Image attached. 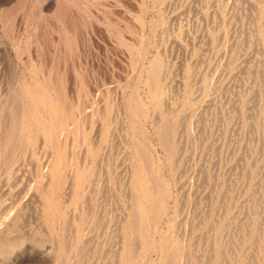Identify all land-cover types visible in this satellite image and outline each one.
<instances>
[{
  "label": "rangeland",
  "instance_id": "rangeland-1",
  "mask_svg": "<svg viewBox=\"0 0 264 264\" xmlns=\"http://www.w3.org/2000/svg\"><path fill=\"white\" fill-rule=\"evenodd\" d=\"M255 2L256 10L254 11L249 9L245 2L242 3L243 6L241 5L243 8L239 7L240 0H0V110H10L12 107L22 110L24 105L21 101L25 102L26 100L22 91L23 86L38 82L45 87L51 96L53 112L56 111L57 113V115H53L55 120L64 107L69 108L67 111L70 114L66 128L57 133L54 140L55 144L52 143L53 146L49 147V144L47 145L45 139L41 137L36 149L25 150L21 160V170L16 173L18 177L21 175L20 179L15 175L0 188V216L3 215L0 217V223H4L5 219L11 223V225L7 224L9 228L6 232L4 227L3 229L0 228V237L4 232L8 236L21 235L20 245H17V251L13 250L15 252L10 259L0 253V264H9L10 260L19 252L21 254H18L17 259H19L20 264H61V262L62 264H106L105 255L112 249L115 242L108 230H105L102 225L101 227L97 226L96 221L98 219L96 218L101 216V210L103 211V205L97 206V204L98 202L103 204L108 200L112 207L109 208V213L111 211L114 215L127 217L128 199L124 198V194L129 192V189L124 183L126 178L129 181L130 176H124L123 167L128 168V166L134 165L128 102L133 95L144 101L146 114L140 117V121L146 132L145 144L150 149V161L158 164L159 174L167 183L170 193L166 203V214L158 224V228H151L150 238L157 241L160 235L168 229V226L173 224L175 232L173 231L172 235L174 239L181 241L188 246L187 249L189 248L186 251L188 253H185L187 257L184 255V264H204L205 261L203 262L200 258L203 255H206L207 261L213 263L216 258L215 243L217 241L225 246L221 248L223 252L228 254V257L223 258L224 260L222 259L220 264H245L249 258L254 264H264V233H262L264 229L261 235H258L260 239L256 242L257 245L252 243L253 240L244 242L246 239H250L252 220L264 222V161H262L264 160V110L255 111L257 114L255 113L254 117H257L258 124H254L255 118L247 117L243 108L236 107V109L239 108L238 110L233 108L239 95L253 94L258 89V84H254L251 79L253 74L247 76L242 74L244 76L240 79L237 76L241 74L236 73L239 72V67L243 61L249 60L250 66H255L260 54L264 57V54L260 53V50L264 53L261 49L264 47V15H259L258 12L259 8L264 14V1L255 0ZM255 13L258 14L255 15ZM250 14L251 16L254 14V18L259 15V28L257 25L253 27L249 20ZM62 36L63 38H61ZM157 55L162 56L165 73H167L166 76L164 75L166 88L163 95V109L166 110L167 108L168 110L170 104H173L179 106L178 108L183 112L182 117L178 118L180 129L177 131V139L180 138L181 146L172 162L168 160L169 153L165 147L160 145L157 137V124L162 120L164 110L158 107L152 99L147 83L146 68ZM230 61L234 64H230ZM188 67L194 71L195 75L190 78L189 87L186 88V78L183 73ZM210 82L213 87L210 86ZM188 90L192 99L197 103L194 107L185 103ZM236 93L238 94L237 97ZM44 112L46 115H50L52 110L49 114L46 110ZM104 117L111 121V128L115 130L114 141L116 142L111 150L107 147L109 156H104L109 161L100 159L105 146L99 141V136H101L104 128ZM260 117L262 118L260 119ZM168 118L171 122L177 118V115L172 112ZM261 124L263 125L261 126ZM186 129H189L187 133ZM97 137L98 139H96ZM92 145L99 148L100 153L96 159L97 167H100L99 170L103 173L101 174L99 171L98 175L93 176L91 184H87L83 191V193L89 194H84V196H88L87 198L91 203H81V201L77 204L71 203L72 194L75 190L66 187V192H70L65 193V190L62 192V209L67 211V220L68 218L69 220L65 219V221L60 218L56 224L58 233H51L45 217L43 220V212L42 215H39L42 219L40 223L34 221L35 216L33 215H36V212L41 213L42 205L39 203L41 197L40 192L35 189L32 191L29 185L32 184L33 187L34 183L31 182H34L37 174L61 149L66 152L68 162L66 174L71 173L72 166L69 167L73 161L79 165L81 162L82 165L91 164V160L94 161L93 156L88 154H90ZM26 158L31 159L28 162ZM88 158H90L89 161ZM104 162L107 165L103 164L102 166L100 163ZM153 163L151 164L153 165ZM104 167L105 169H103ZM22 184H25L24 187ZM98 188L101 189V195L96 201ZM19 193L20 197H18ZM31 193H36L37 197H33ZM216 194L217 196H214ZM30 197L37 198V202L32 200L35 203L33 207L30 206ZM232 200H234L233 204ZM79 203L81 206L77 207ZM121 203L122 205H120ZM189 203L191 204L189 205ZM216 204L220 207H216ZM21 208L27 211H24L22 216ZM31 211H34L33 215L32 213L29 214ZM83 211H87V213ZM197 219L199 220L196 221ZM222 219H225L223 220L225 222H223L224 227L219 235L217 229ZM250 220L251 223H249ZM203 224L208 226V231L196 236V227L203 226ZM241 224L243 225L241 226ZM80 226L85 228L82 238L78 236ZM46 231L48 232L46 233ZM194 239L196 240L194 241ZM84 240L89 244L92 243L89 245L90 248L85 251L82 250ZM98 242H101V245ZM194 242L196 245H193ZM139 245V251L136 253L137 259L143 260L146 264L159 261L161 257L159 250L151 249L144 252L142 251V243L139 242ZM195 251L201 256L194 258L192 255ZM98 252L103 256L98 257L100 255ZM44 254L47 257H41ZM139 255H141L140 258H138ZM47 258L52 262H48Z\"/></svg>",
  "mask_w": 264,
  "mask_h": 264
},
{
  "label": "bare ground",
  "instance_id": "bare-ground-1",
  "mask_svg": "<svg viewBox=\"0 0 264 264\" xmlns=\"http://www.w3.org/2000/svg\"><path fill=\"white\" fill-rule=\"evenodd\" d=\"M237 1V0H236ZM260 1V0H258ZM264 1V0H263ZM220 2V1H219ZM245 2L246 4H248L249 9L251 10H256V2L255 0H240V4L239 7L243 8L242 3ZM156 3V2H155ZM239 3V2H237ZM216 4V3H214ZM220 4V3H219ZM224 4V3H223ZM67 5V4H65ZM136 5V4H135ZM212 5V4H211ZM236 5V4H235ZM242 5V6H241ZM164 6V5H163ZM167 6V5H166ZM216 6V5H215ZM237 6V5H236ZM129 7V6H128ZM187 7V5H186ZM215 8V7H214ZM216 9V8H215ZM238 9V7H237ZM248 9V10H249ZM67 10V9H66ZM152 10V9H151ZM186 10V9H185ZM188 10V9H187ZM217 10V9H216ZM69 11V10H68ZM181 11V10H180ZM213 11V9H212ZM60 12V10H59ZM58 12V13H59ZM257 12V11H256ZM258 12L259 15H264L263 11H260L258 8ZM57 13V15H58ZM66 13V11H65ZM179 13V12H178ZM218 13V12H216ZM243 13V12H242ZM254 13V12H253ZM204 14V13H203ZM212 14V12H211ZM210 14V15H211ZM225 14V13H224ZM258 14V13H257ZM255 13V15H257ZM67 15V13H66ZM245 15H247V13H245ZM254 15V14H253ZM249 16V20L250 22L253 24V27H255L254 25H257V27L259 28V15L257 16V18H254V16ZM68 16V15H67ZM177 16V15H176ZM185 16V15H184ZM202 16V15H201ZM218 16V15H217ZM54 17V16H53ZM71 17V16H70ZM191 17V16H190ZM219 17V16H218ZM256 17V16H255ZM114 18V17H113ZM112 18V19H113ZM221 18V16H220ZM238 18V17H237ZM264 18V16H263ZM178 19V18H177ZM210 19V18H209ZM62 20V19H61ZM227 20V19H226ZM176 21V20H175ZM178 21V20H177ZM176 21V22H177ZM217 21V20H216ZM160 22V21H159ZM172 22V21H171ZM185 22V21H184ZM209 22V21H208ZM241 22V21H239ZM50 23V22H49ZM139 24V23H138ZM175 24V22H174ZM210 24V23H208ZM246 24V23H245ZM249 24V25H252ZM131 25V24H130ZM178 25V24H177ZM239 25V24H238ZM216 26V25H215ZM220 26V25H219ZM262 26V24H261ZM260 26V27H261ZM185 27V26H184ZM191 27V26H190ZM193 27V26H192ZM241 27V26H240ZM194 28V27H193ZM263 28V26H262ZM78 29V28H77ZM121 29V28H120ZM134 29V28H133ZM182 29V28H181ZM237 29V28H236ZM41 30V29H40ZM145 30V29H144ZM170 31V30H169ZM185 31V30H184ZM254 31V30H253ZM80 32V31H79ZM146 32V31H145ZM164 32V31H163ZM206 32V31H205ZM223 32V30H222ZM184 33V32H183ZM239 35V34H238ZM50 36V35H49ZM209 36V35H208ZM218 36V35H217ZM221 36V35H220ZM184 37V36H183ZM63 38V36L61 37ZM67 38V37H66ZM65 39V38H64ZM221 39V38H220ZM257 39V38H256ZM63 40V39H62ZM72 40V39H71ZM206 40V39H204ZM211 40V39H210ZM241 40V39H240ZM61 41V40H60ZM216 41V40H215ZM236 41V40H235ZM249 41V40H248ZM252 41V40H251ZM65 44L67 45L66 41L64 40ZM72 42V41H71ZM206 42V41H205ZM208 42V41H207ZM218 42V41H217ZM241 42V41H240ZM254 42V41H253ZM73 43V42H72ZM235 43V42H234ZM242 43V42H241ZM250 43V41H249ZM255 43V42H254ZM215 44V43H214ZM257 44V43H256ZM193 45V44H192ZM210 45V44H208ZM218 45V44H217ZM239 45V44H238ZM211 46V45H210ZM209 46V47H210ZM216 46V45H215ZM247 46V43H246ZM193 47V46H192ZM204 47V46H203ZM239 47V46H238ZM263 47V46H262ZM59 48V47H58ZM74 48V47H73ZM142 48V47H141ZM180 48V47H179ZM207 48V47H205ZM236 48V47H235ZM253 48V47H252ZM66 49V48H65ZM183 49V48H182ZM185 49V48H184ZM245 49V48H244ZM264 51V47L261 48ZM59 50V49H57ZM141 50V49H140ZM176 50V49H175ZM242 50V49H241ZM47 51V50H46ZM62 51V50H61ZM68 51V50H67ZM73 51V50H72ZM163 51V50H162ZM183 51V50H182ZM181 51V52H182ZM206 51V50H205ZM251 51V50H249ZM257 51V50H256ZM59 52V51H58ZM202 52V51H201ZM239 52V51H238ZM254 52V51H253ZM183 53V52H182ZM196 53V52H195ZM203 53V52H202ZM260 53L264 54L263 52ZM201 54V53H200ZM194 55V54H193ZM241 55V54H240ZM140 57V56H139ZM245 57V56H244ZM248 57V56H247ZM260 58L257 60L256 65L255 66H250V63L248 61H243L242 65L239 67V74H246V76L248 74H253V78L252 81H254V84H258V89L255 93H247V94H243V95H239V97L237 98V102L236 105L233 107L236 109V107H240L243 108L244 113L246 114L247 117L250 118H255V111L256 110H264V57L259 56ZM262 57V58H261ZM204 58V57H203ZM217 58V57H216ZM249 58V57H248ZM167 59V58H166ZM194 59V58H193ZM252 59V58H251ZM250 59V60H251ZM172 61V60H171ZM170 61V62H171ZM195 61V60H194ZM234 61V60H233ZM242 61V59H241ZM198 62V61H197ZM255 62V61H254ZM120 63V62H119ZM216 63V62H215ZM60 64V63H59ZM166 64V63H165ZM230 64H234L233 62L230 61ZM239 64V63H238ZM68 65V64H67ZM233 66H237V65H233ZM165 65H164V60L162 58L161 55H157L148 65V67L146 68V74H147V83L149 86V94L151 95L152 99L154 100V102L156 103V105L158 107H160L162 110H164V115L162 120L160 121V123H158L157 121V137L159 140L160 145H162L163 147H165L169 153V161H173L175 154L178 153V150L180 149L181 143L179 142V139H177V131L179 128V119L182 117V110L179 109L176 106H174L173 104H170V106L168 107V110L166 108L163 109V95H164V89L166 88L164 85V75L167 73H165ZM209 67V66H208ZM242 67V68H241ZM214 68V67H213ZM226 68V67H225ZM221 69V68H220ZM237 69V68H236ZM185 70V69H184ZM183 70V71H184ZM213 71V70H212ZM134 72V71H133ZM214 72V71H213ZM233 73V72H232ZM197 74V72H196ZM234 74V73H233ZM55 75V74H54ZM165 75V76H166ZM184 77L186 78V88H188V83L190 78L195 75L194 71L188 67L184 73H183ZM236 75V74H235ZM239 75L237 77H239L241 79V77L243 78L244 75ZM72 76V75H71ZM146 76V75H145ZM182 76V75H181ZM41 77V75H40ZM86 77V76H85ZM219 77V76H218ZM249 77V76H248ZM255 77V78H254ZM215 78V77H214ZM77 79V78H76ZM134 79V78H133ZM145 79V78H144ZM203 79V78H202ZM201 79V80H202ZM236 79V78H235ZM54 80V79H53ZM238 80V78L236 79ZM210 81V80H209ZM248 81V80H247ZM191 82V81H190ZM229 82V81H228ZM250 82V81H249ZM248 82V83H249ZM169 83V82H167ZM243 83V82H242ZM146 84V83H145ZM244 84V83H243ZM242 84V85H243ZM252 84V83H251ZM250 84V87H251ZM256 84V85H257ZM32 85V86H31ZM211 82H210V86H211ZM241 85V84H240ZM147 86V85H146ZM188 86V87H187ZM209 86V85H208ZM169 87V86H168ZM213 87V86H211ZM210 87V88H211ZM247 87V86H246ZM68 88V87H67ZM181 88V87H180ZM243 88V87H242ZM32 89V91H31ZM236 89V88H235ZM251 89V88H250ZM69 90V89H68ZM196 90V89H195ZM209 90V89H207ZM253 90V89H252ZM24 97H25V102L21 101L23 103V109H18V108H10V110H0V188L2 186H4L11 178L15 177L16 173H18L20 169V166L22 167V158H23V154L25 152L26 149H36V145L39 143V141L41 140V137H43L45 139V142L47 143V145L49 144L50 146H53L52 143L55 144V139L57 136V133H59L62 129H65L67 124H68V120H70V114L69 111H67V107H64V109L62 110V112H59V115L56 117L57 119L55 120V118L53 117V115H57L56 111L53 112V103H52V99L51 96H49V94L47 93L46 89L44 86H42L41 83L38 82H33L30 85H25L22 88ZM126 91V90H125ZM247 91V90H246ZM18 92V91H17ZM222 92V91H221ZM251 92V91H250ZM2 93V92H1ZM52 93V92H51ZM146 93V92H145ZM179 93V92H178ZM200 93V92H199ZM213 93V92H212ZM216 93V91H215ZM75 94V93H74ZM204 94V93H203ZM217 94V93H216ZM237 94V93H236ZM208 95V94H207ZM238 96V94L236 95V97ZM126 97V96H125ZM215 97V96H214ZM115 98V97H114ZM211 98V97H210ZM55 99V98H54ZM76 99V98H75ZM195 99V98H194ZM208 99V98H207ZM214 99V98H213ZM66 100V99H65ZM6 101V100H5ZM203 101V100H202ZM208 101V100H207ZM217 101V100H216ZM234 101V99H233ZM111 102V101H110ZM129 102V110H130V120H129V127H130V134H131V141L133 143V149H134V154H133V166H128L127 167H123V174L125 177H129L130 179L129 181H127L126 178V182L124 183V185L127 187V189H129V192H125L124 194V198L128 199V214L127 217H123V216H119V215H114L111 213H109V208L111 207V202H108V200L105 201V203H100L98 202L97 206H102L103 207V211L102 215L99 217H97L96 219H98L97 222V226L102 225L103 228H105V230H108L111 234L112 239L114 240L115 244H113L114 246L112 247V249H110V251L107 252V254L105 255V259H106V264H146L144 263V261L142 262L141 260L137 259L136 257V253L139 251V242L142 243V251L144 252H148L151 249H155V250H159L160 252V259L158 262L155 263H149V264H184V255L186 253V251L189 249H187V245L183 244L181 241L179 240H175L174 236L172 235L173 231H174V225L171 224L168 226V229L160 235V238H158L157 241H153L150 238V230L151 228H158V224L160 223V221L162 220V218L165 216L166 211H167V207H166V203L168 200V197L170 195L169 193V188L167 183L161 178L160 174H159V168L157 169L158 164L157 163H153L150 161L151 158V153H150V149L147 147V144H145V140H146V132L144 130V126H142V123L140 121V117L141 116H145L146 114V108H145V104L144 101L140 98L137 97L135 95L131 96L128 100ZM172 102V101H171ZM177 102V101H176ZM204 102V101H203ZM213 102V101H212ZM81 103V102H80ZM88 103V102H87ZM185 103L188 104L190 107H194L197 105L196 101H194L191 97V94L189 92V90L187 91V95L185 97ZM205 103V102H204ZM209 103V102H207ZM225 103V102H224ZM18 104H20L18 102ZM206 104V103H205ZM217 104V103H216ZM1 105V104H0ZM234 105V103H233ZM26 106V107H25ZM119 106V105H118ZM165 106V105H164ZM114 107V106H113ZM117 107V106H116ZM201 107V105H200ZM203 107V106H202ZM211 107V106H210ZM209 107V108H210ZM188 108V107H187ZM118 109V108H117ZM120 109V108H119ZM157 109V108H155ZM186 109V108H185ZM239 109V108H238ZM236 109V110H238ZM44 110L49 112L52 110L53 114H51L52 112H50V115H46V113L44 112ZM61 110V109H60ZM199 108L197 109L198 112ZM201 110V109H200ZM203 110V109H202ZM218 110V109H217ZM231 110V109H230ZM123 111V110H122ZM194 111V110H193ZM208 111V110H207ZM221 111V110H220ZM87 112V111H86ZM175 113L177 115V118H175V120L173 121H169V114L170 113ZM45 113V115H44ZM90 113V112H89ZM95 113V112H94ZM157 113V112H156ZM212 113V112H211ZM87 114V113H86ZM124 114V113H123ZM122 114V115H123ZM189 114V113H188ZM240 114V113H238ZM237 114V115H238ZM257 114V113H256ZM197 115V114H196ZM96 116V115H95ZM111 116V115H110ZM114 116V115H112ZM158 116V115H157ZM187 116V114H186ZM222 116V115H220ZM227 116V115H226ZM261 116V114H260ZM235 117V116H234ZM83 118V117H82ZM241 118V117H240ZM257 118V117H256ZM255 118V122H253L254 124H256L258 121V119ZM262 117H260L261 119ZM54 119V120H53ZM95 119V118H93ZM118 119V118H117ZM178 119V120H176ZM98 120V119H97ZM242 120V119H241ZM240 120V121H241ZM186 121V120H185ZM247 121V118H246ZM250 121V120H249ZM248 121V122H249ZM88 123V122H87ZM122 123V122H121ZM181 123H185V122H181ZM240 123V122H239ZM73 124V123H72ZM80 124V123H79ZM254 124H252L254 126ZM258 124V123H257ZM260 124V123H259ZM238 125V123H237ZM241 125V124H240ZM263 124H261L262 126ZM97 126V125H96ZM114 126V124H113ZM185 126V124H184ZM251 126V125H250ZM260 126V129H261ZM112 127V123L110 120H108V118L104 117V128H103V132L101 134V136H99V141L102 142V144H104V148H103V155L100 159H104L105 161H109L108 159H105L108 155L109 150H111V148H113L114 143L116 141H114V136H115V130ZM191 127V126H190ZM183 128V127H182ZM246 128V126H245ZM254 128V127H253ZM252 128V129H253ZM81 129V128H80ZM185 129V128H184ZM202 129V128H201ZM255 129V128H254ZM72 130V129H71ZM99 130V128H98ZM97 130V132H98ZM153 130V129H152ZM248 130V129H247ZM66 131V130H65ZM64 131V132H65ZM189 131V129H186V133ZM256 131V130H255ZM69 132V131H68ZM185 132V131H183ZM238 132V131H237ZM262 132V131H261ZM96 133V132H95ZM63 134V133H62ZM99 134V133H98ZM123 134V133H122ZM185 134V133H184ZM238 134V133H237ZM64 135V134H63ZM118 135V134H117ZM129 135V134H128ZM180 135V134H179ZM204 135V134H203ZM233 135V134H232ZM253 135V134H252ZM248 136V135H247ZM255 138V137H254ZM95 139V138H94ZM98 139V137L96 138ZM195 140V139H194ZM205 140V139H204ZM232 140V139H231ZM247 140V139H246ZM256 140V139H254ZM65 141V140H64ZM120 141V140H119ZM263 141V140H262ZM95 142V140H94ZM118 142V141H117ZM62 143V141H61ZM60 143V144H61ZM97 143V142H96ZM121 143V142H120ZM184 143V142H183ZM94 144V143H93ZM117 144V143H116ZM115 144V147H116ZM119 144V142H118ZM185 144V143H184ZM183 144V145H184ZM260 144V143H259ZM83 145V144H82ZM121 145V144H119ZM182 145V146H183ZM210 145V144H208ZM212 145V144H211ZM261 145V144H260ZM93 146V145H92ZM158 146V145H157ZM214 146V145H213ZM264 146V145H263ZM35 147V148H34ZM45 147V145H44ZM69 147V146H68ZM97 146L94 145L91 148V151L89 152L91 155L93 156V162L91 160V164L81 165L77 164L75 161H73V163L70 165L69 168H71L72 166V170L70 171V174H66V170L68 168V162L66 159V152L64 149H61L60 151H57L56 154H54V157L52 159H50L51 161L47 162V165L45 166V164L43 163L44 168L42 169V171L40 173L37 174L36 179H34V183L33 187L32 184L31 186L26 183V181H24L27 185H29V187H31L32 191L37 190L38 192H40V204L42 205L41 208V213L36 212V215H33V212L31 211L29 214L32 213L34 217V221L35 223H40V221L42 220L40 218V214L42 215L43 212V220L44 217L47 221V224L49 225V232L51 231V233H56V224L58 222V220L61 219H66L67 220V211L64 209H62V192L65 190V193L67 188L68 189H73L75 190V192L72 194V200L71 203L77 204L79 201L82 202H88L89 204L91 202H89V198H87L88 196H84L87 195L88 193H83V191L86 188L87 184H91L92 181V177L96 176V174H99V169L100 167H97V157L99 156V148H96ZM109 150H108V148ZM129 147V146H128ZM39 148V147H38ZM107 148V151H106ZM121 148V147H120ZM119 148V149H120ZM45 149V148H44ZM48 149V148H47ZM50 149V148H49ZM183 149V148H182ZM211 149V147H210ZM252 149V148H251ZM263 149V148H261ZM116 150V149H115ZM128 150V149H127ZM200 150V149H199ZM242 150V149H241ZM244 150V149H243ZM30 151V150H29ZM38 151V150H37ZM106 151V152H105ZM121 151V150H120ZM190 151V150H189ZM216 151V149H215ZM39 152V151H38ZM44 152V151H43ZM129 152V151H127ZM126 152V153H127ZM193 152V151H192ZM249 152V151H248ZM50 153V152H49ZM116 153V152H115ZM180 153V152H179ZM182 153V151H181ZM232 153V152H231ZM263 153V152H262ZM260 153V154H262ZM28 154V153H27ZM47 154V152H46ZM102 154V153H101ZM124 154V153H123ZM161 154V153H160ZM190 154V153H189ZM115 155V154H114ZM119 155V154H118ZM179 155V154H178ZM198 155V154H197ZM238 155V154H237ZM257 155V154H256ZM42 156V155H41ZM47 156L49 157V155L47 154ZM78 156V155H77ZM101 156V155H100ZM106 156V157H104ZM203 156V155H202ZM240 156V155H238ZM69 157V156H68ZM83 157V155H82ZM89 157V156H88ZM126 157V156H125ZM189 157V156H188ZM257 157V156H256ZM28 158V157H27ZM26 158V159H27ZM120 158V157H119ZM127 158V157H126ZM125 158V159H126ZM258 158V157H257ZM31 159V158H30ZM30 159H27L28 162L30 161ZM83 159V158H82ZM90 158H88L87 160L89 161ZM111 159V158H110ZM177 159V158H175ZM197 159V158H196ZM238 159V158H237ZM244 159V158H242ZM254 159V157H253ZM252 159V160H253ZM26 160V161H27ZM34 160V159H33ZM47 160V159H45ZM49 160V159H48ZM178 160V159H177ZM255 160V159H254ZM259 160V159H258ZM40 161V160H39ZM43 161V160H42ZM83 161V160H82ZM124 161V160H123ZM176 161V160H175ZM185 161V160H184ZM264 161V160H262ZM125 162V161H124ZM178 162V161H177ZM245 162V161H244ZM255 162V161H254ZM25 163V162H24ZM46 163V162H45ZM80 163V162H79ZM88 163V162H86ZM109 163V162H108ZM127 163V161H126ZM153 163V165L151 164ZM224 163V162H223ZM256 163V162H255ZM31 164V163H30ZM35 164V163H34ZM102 166L104 163H100ZM99 164V165H100ZM111 164V163H109ZM122 164V163H121ZM125 164V163H124ZM129 164V163H128ZM172 164V163H171ZM183 165V163H181ZM199 164V163H198ZM238 164V163H237ZM240 164V163H239ZM252 164H254L252 162ZM263 164V163H262ZM107 165V164H105ZM168 165V164H167ZM177 165V164H176ZM201 165V164H200ZM204 165V164H203ZM33 166V165H32ZM121 166V165H120ZM126 166V165H125ZM253 166V165H252ZM204 167V166H203ZM229 167V166H228ZM258 167V166H257ZM106 168H108L106 166ZM181 168V167H180ZM200 168V167H199ZM25 169V168H24ZM102 169V168H101ZM105 169V167L103 168ZM102 169V170H103ZM198 169V168H197ZM34 170V169H33ZM180 170V169H179ZM257 170V169H256ZM113 171V170H112ZM202 171V170H201ZM108 172V171H107ZM122 172V171H121ZM179 172V171H178ZM205 172V171H204ZM100 173L102 174L103 172L100 171ZM202 173V172H201ZM119 174V172H118ZM167 174V173H166ZM220 174V173H219ZM255 174V173H254ZM24 175V174H23ZM116 175V174H115ZM120 175V174H119ZM207 175V174H206ZM244 175V174H243ZM256 175V174H255ZM18 177V175H16ZM21 176V175H20ZM19 176V177H20ZM29 176V173H28ZM104 176V175H102ZM101 176V177H102ZM122 176V175H121ZM203 176V175H202ZM205 176V173H204ZM16 177V178H17ZM18 177V178H19ZM31 177V175H30ZM29 177V178H30ZM118 177V176H117ZM20 179V178H19ZM115 179V178H114ZM117 179V178H116ZM115 179V180H116ZM121 179V178H120ZM261 179V178H260ZM103 180V177H102ZM106 180V177H105ZM226 180V179H225ZM224 180V181H225ZM258 180V179H257ZM13 181V180H12ZM32 181V180H31ZM107 181V180H106ZM184 181V180H183ZM223 181V182H224ZM260 181V180H259ZM23 182V183H24ZM109 182V181H108ZM204 182V181H203ZM235 182V181H234ZM13 183V182H11ZM15 183V182H14ZM95 183V182H92ZM97 183V182H96ZM117 183V182H116ZM219 183V181H218ZM226 183V182H225ZM230 183V182H229ZM256 183V182H255ZM118 184V183H117ZM222 184V183H221ZM227 184V183H226ZM263 184V182H262ZM22 184V187H24ZM26 185V187H28ZM67 185V186H66ZM123 185V186H124ZM260 185V184H259ZM118 186V185H117ZM219 186V185H218ZM227 186V185H226ZM253 186V185H252ZM25 187V188H26ZM67 187V188H66ZM24 188V189H25ZM107 188V187H106ZM112 188V187H111ZM229 188V187H228ZM254 188V187H253ZM258 188V187H257ZM29 189V188H26ZM109 189V188H108ZM113 189V188H112ZM212 189V188H211ZM227 189V188H226ZM6 190V189H5ZM89 190V188H88ZM91 190V189H90ZM105 190V189H104ZM107 190V189H106ZM111 190V189H110ZM109 190V191H110ZM114 190V189H113ZM213 190V189H212ZM211 190V191H212ZM217 190V189H216ZM230 190V189H229ZM254 190V189H253ZM252 190V191H253ZM25 191V190H24ZM36 191V192H37ZM101 189L98 188V194L96 195L95 199L97 201V198L101 195ZM112 191V190H111ZM125 191V190H124ZM193 191V190H192ZM209 191V188H208ZM237 191V190H236ZM258 191V190H257ZM261 191V190H260ZM16 192V191H14ZM26 192V191H25ZM70 192V191H69ZM68 192V193H69ZM87 192V190H86ZM115 192V191H114ZM113 192V193H114ZM7 193V192H6ZM21 193V192H20ZM20 193L19 196L20 197ZM29 193V192H28ZM34 193V192H33ZM124 193V192H123ZM122 193V194H123ZM211 193V192H210ZM250 193V192H249ZM254 193V192H252ZM260 193V192H259ZM32 194V193H31ZM36 194V193H35ZM32 194L33 197L37 195ZM117 194V193H115ZM128 194V195H127ZM208 194V193H207ZM27 195V194H26ZM69 195V194H67ZM89 195V194H88ZM107 195V194H106ZM111 195V194H110ZM210 195V194H209ZM66 196V195H64ZM108 196V195H107ZM115 196V195H114ZM214 196H217L214 195ZM220 196V194H219ZM259 196V195H258ZM11 197V196H10ZM17 197V198H18ZM25 197V196H24ZM31 198V204L30 206L33 207V205L35 204L34 201L37 202V198ZM104 197V196H103ZM117 197V196H116ZM250 197H251V193H250ZM222 198V197H220ZM224 198V197H223ZM103 199V198H101ZM252 199V198H251ZM10 200V199H9ZM8 200V202H10ZM16 200V199H13ZM12 200V201H13ZM27 200V199H26ZM34 200V201H32ZM111 200V199H110ZM125 200V199H124ZM224 200V199H223ZM258 200V198H257ZM262 200V199H261ZM66 201V199H65ZM68 201V200H67ZM112 201V200H111ZM234 200H232V204ZM251 201V200H250ZM15 202V201H14ZM242 202V201H241ZM254 202V201H253ZM19 203V202H18ZM97 203V202H96ZM8 204V203H7ZM29 204V203H28ZM88 204V205H89ZM191 203H189L190 205ZM219 204V203H218ZM253 204V203H252ZM261 204V203H260ZM23 205V204H21ZM27 205V204H26ZM122 205V203L120 204ZM193 205V204H192ZM262 205V204H261ZM16 206V205H15ZM29 206V205H27ZM35 206V205H34ZM73 206V205H72ZM81 206L80 203L77 207ZM94 206V205H93ZM118 206V205H116ZM216 207H218L219 205H215ZM230 206V205H229ZM13 207V206H12ZM64 207V206H63ZM101 207V208H102ZM114 207V206H113ZM194 207V205H193ZM220 207V206H219ZM218 207V208H219ZM232 207V206H231ZM86 208V205H85ZM112 208V207H111ZM115 208V207H114ZM113 208V209H114ZM177 208V207H176ZM190 208V207H189ZM18 209V208H17ZM22 209V213L21 216L24 215V208ZM29 209V208H28ZM61 209V210H60ZM72 209V207H71ZM90 209V207H89ZM118 209V208H117ZM217 209V208H216ZM225 209V208H224ZM258 209V208H257ZM262 209V208H261ZM264 209V207H263ZM10 210V209H9ZM36 210V209H35ZM80 210V209H79ZM116 210V209H114ZM179 210V209H178ZM245 210V209H244ZM252 210V209H250ZM12 211V210H11ZM10 211V212H11ZM40 211V210H39ZM72 211V210H70ZM69 211V212H70ZM117 211V210H116ZM124 211V210H122ZM262 211V210H261ZM260 211V213H261ZM27 212V211H25ZM80 212V211H79ZM86 212L87 211H83ZM90 212V211H89ZM126 212V211H125ZM7 213V212H5ZM75 213H77L75 211ZM99 213V212H98ZM117 213V212H116ZM202 213V212H201ZM9 214V213H7ZM70 214V213H69ZM72 214V213H71ZM120 214V213H119ZM207 214V212H206ZM2 215V214H1ZM6 215V214H5ZM15 215V214H14ZM79 215V214H78ZM96 215V214H95ZM121 215V214H120ZM209 215V213H208ZM29 217V215H26ZM70 216V215H69ZM88 216V214H87ZM215 216V215H214ZM224 216V215H223ZM256 216V215H255ZM262 216V215H261ZM0 217H3L0 216ZM189 217V216H188ZM206 217V216H205ZM213 217V216H212ZM4 218H8V217H4ZM12 218V217H11ZM83 218V217H82ZM86 218V217H85ZM84 218V219H85ZM183 218V217H182ZM200 218V217H199ZM218 218V217H217ZM216 218V219H217ZM246 218V217H245ZM2 219V218H1ZM77 219V218H76ZM95 219V220H96ZM210 219V218H209ZM208 219V221H209ZM3 220V219H2ZM20 220V218H19ZM25 220V219H23ZM22 220V221H23ZM32 220V219H31ZM65 220V221H66ZM69 220V218H68ZM67 220V221H68ZM87 220V219H86ZM199 219H197L196 221H198ZM218 220V219H217ZM225 219H222L219 222V226L217 229V232L220 235V231L223 229V225L225 221H223ZM239 220V219H238ZM249 220V219H248ZM30 221V219H29ZM189 221V220H188ZM204 221V220H203ZM232 221V220H231ZM247 221V220H246ZM262 221V220H261ZM24 222V221H23ZM22 222V223H23ZM89 222V221H88ZM95 222V223H96ZM194 222V221H193ZM207 222V221H206ZM210 222V221H209ZM230 222V221H229ZM228 222V223H229ZM258 220L255 221L252 220V228H251V234H250V239H246V241L244 242H250V240H253L252 243H255L257 241H259L260 238H258V235H261V232L264 229V222H260ZM6 223V224H5ZM18 223V222H17ZM21 223V222H20ZM34 223V224H35ZM196 223V222H194ZM203 223V222H202ZM211 223V222H210ZM232 223V222H231ZM251 223V220L250 222ZM11 225L10 222H8V220H4V223L1 222L0 223V228L3 229L5 232L8 230V226ZM25 224V222L23 223ZM30 224V223H29ZM28 224V225H29ZM88 224V223H87ZM190 224V223H189ZM188 226H191L189 225ZM199 224V223H198ZM201 224V223H200ZM7 225V226H6ZM60 225V224H59ZM58 225V226H59ZM187 225V223H186ZM211 225V224H210ZM214 225V224H213ZM243 224H241L242 226ZM246 225V224H245ZM73 226V225H72ZM89 226V225H88ZM240 226V225H239ZM39 227V226H37ZM42 227V226H41ZM87 227V226H85ZM212 227V226H211ZM45 228V227H44ZM66 228V227H65ZM208 226H206V224H203V226H197L196 227V231L195 233H197L196 236H200V233H204L205 231H208ZM214 228V227H213ZM241 228V227H240ZM17 229V228H16ZM15 229V230H16ZM22 229V228H20ZM19 229V231H21ZM85 228H82V226H80V230H79V238H82L84 236L85 233ZM88 229V228H87ZM102 229V228H101ZM100 229V230H101ZM187 229V228H186ZM225 229V228H224ZM40 230V229H39ZM67 230L68 227H67ZM164 230V229H163ZM177 230V229H176ZM179 230V229H178ZM193 230V229H192ZM227 230V229H226ZM225 230V231H226ZM18 231V230H17ZM23 231V230H22ZM44 231V230H43ZM95 231V230H94ZM241 231V230H240ZM239 231V232H240ZM245 231V230H244ZM4 232V233H5ZM29 232V231H28ZM48 231H46L47 233ZM175 232V231H174ZM191 232V230H190ZM243 232V231H242ZM241 232V233H242ZM0 237V253H3L5 256H7L9 259L12 255H14L13 253L15 251H13L14 249L16 250L17 247L20 245V239H21V235H12V236H8L6 234H4ZM12 233V232H11ZM30 233V232H29ZM34 233V232H33ZM58 233V232H57ZM75 233V232H74ZM102 233V232H101ZM107 233V232H106ZM216 233V232H215ZM239 233V234H241ZM247 233V232H246ZM264 233V232H262ZM32 234V233H31ZM68 234V233H67ZM94 234V232H93ZM92 234V235H93ZM96 234V233H95ZM249 234V233H248ZM30 235V234H28ZM33 235V234H32ZM71 235V233H70ZM91 235V234H90ZM89 235V236H90ZM107 235V234H106ZM208 235V234H206ZM35 236V235H34ZM95 236V235H94ZM38 237V236H37ZM96 237V236H95ZM105 237V236H104ZM215 237V236H214ZM230 237V236H229ZM36 238V237H34ZM56 238V237H55ZM89 238V237H88ZM66 239V238H65ZM74 239V238H73ZM95 239V238H94ZM107 239V238H106ZM55 240V239H54ZM59 240V238H58ZM96 240V239H95ZM185 240V239H184ZM196 239H194L195 241ZM216 240V239H215ZM230 240V239H229ZM240 240V239H239ZM39 241V240H37ZM36 241V242H37ZM236 241V240H234ZM90 242V240H89ZM204 242V241H203ZM243 242V243H244ZM42 243V241H41ZM48 243V242H47ZM57 243V242H56ZM99 243V242H98ZM101 243V242H100ZM99 243V244H100ZM105 243V242H104ZM109 243V242H108ZM239 243V242H237ZM236 243V246H237ZM19 244V245H18ZM34 244H36L34 242ZM92 244V243H91ZM89 243H87V241L84 240V242L82 243V250L85 251L87 249H89V245H91ZM195 244V242L193 243V245ZM213 244V243H212ZM242 244V243H241ZM18 245V246H17ZM40 245V244H39ZM101 245V244H100ZM105 245V244H104ZM191 245V244H189ZM196 245V244H195ZM211 245V244H210ZM209 245V246H210ZM229 245V244H228ZM232 245V244H231ZM257 245V244H256ZM24 246V245H23ZM32 246V245H31ZM38 246V245H37ZM55 246V245H54ZM57 246V245H56ZM62 246V245H61ZM68 246V245H67ZM93 246V245H92ZM99 246V245H97ZM202 246V245H201ZM249 246V245H248ZM262 246V245H261ZM264 246V245H263ZM28 247V246H27ZM39 247V246H38ZM37 247V248H38ZM65 247V246H64ZM77 247V246H76ZM193 247V246H192ZM221 247H225L222 246L220 244L219 241H217V243H215V248H216V258L215 261L209 262L207 261L208 258L206 257V255L201 256L197 251L193 252L192 256L194 258L196 257H200L201 260L204 262V264H220V262L222 261L223 258L226 259V257H228V254H226L225 252H223ZM233 247V246H232ZM257 247V246H256ZM255 247V248H256ZM36 248V249H37ZM46 248V247H45ZM80 248V246H79ZM102 248H104V246H102ZM157 248V249H156ZM194 248V247H193ZM229 248V247H228ZM231 248V247H230ZM238 248V247H237ZM27 249V248H26ZM67 249V248H66ZM101 249V248H100ZM108 249V248H107ZM213 249V248H211ZM234 249V248H232ZM257 249V248H256ZM24 250V248H23ZM49 250V249H48ZM195 250V249H194ZM202 250V249H201ZM210 250V249H209ZM17 251V250H16ZM20 251V250H19ZM47 251V250H46ZM65 251V250H64ZM91 253V250H89ZM97 251V250H96ZM229 251V250H228ZM235 251V250H234ZM257 251V250H256ZM32 252V251H31ZM50 252V251H49ZM63 252V251H62ZM67 252V251H66ZM157 252V251H156ZM233 252V251H232ZM236 252V251H235ZM259 252V251H257ZM38 253H40L38 251ZM99 253V252H98ZM102 253V252H101ZM188 253V252H187ZM186 253V254H187ZM18 254H21L20 252ZM15 255L14 258H12L9 262V264H20L19 263V259L18 256L19 255ZM31 254V253H30ZM77 254V253H76ZM100 254V253H99ZM143 254V253H142ZM149 254V253H148ZM203 254V253H202ZM230 254V252H229ZM33 255V254H32ZM236 255V253H235ZM247 255V254H246ZM251 255V254H250ZM1 256V255H0ZM22 256V255H21ZM20 256V257H21ZM81 256V255H80ZM99 256H103L102 254L98 255ZM141 255H139L138 258H140ZM147 256V255H146ZM186 256V255H185ZM253 256V255H252ZM3 257V255H2ZM1 257V258H2ZM26 257V256H25ZM38 257V256H37ZM41 257H47L45 254ZM73 257V256H72ZM71 257V258H72ZM148 257V256H147ZM187 257V256H186ZM189 257V256H188ZM232 257V256H230ZM235 257V256H234ZM256 257V256H255ZM22 258V257H21ZM60 258V257H59ZM75 258V257H74ZM73 258V259H74ZM87 258V257H84ZM199 258V259H200ZM233 258V257H232ZM253 258V257H252ZM4 259V258H3ZM49 258H47L48 260ZM97 259V258H96ZM101 259V258H100ZM188 259V258H187ZM186 259V260H187ZM198 259V260H199ZM250 259V258H249ZM247 259L245 261V264H254L253 261ZM46 260V262H47ZM53 260V259H52ZM76 260V259H75ZM145 260V259H144ZM189 260V259H188ZM224 260V259H223ZM235 260V259H234ZM243 260V259H242ZM50 260H48L49 262ZM72 261V260H71ZM150 261V260H149ZM7 262V263H8ZM23 262V261H22ZM31 262V261H30ZM33 262V261H32ZM52 262V261H50ZM57 262V261H56ZM59 262V261H58ZM77 262V261H76ZM87 262V261H86ZM104 262V261H103ZM187 262V261H186ZM192 262V261H191ZM209 262V263H208ZM255 262V261H254ZM4 263V262H3ZM6 263V262H5ZM24 263V262H23ZM34 263V262H33ZM74 263V262H73ZM81 263V262H80ZM52 264V263H49ZM62 264V262H61ZM197 264V263H196ZM199 264V263H198Z\"/></svg>",
  "mask_w": 264,
  "mask_h": 264
}]
</instances>
